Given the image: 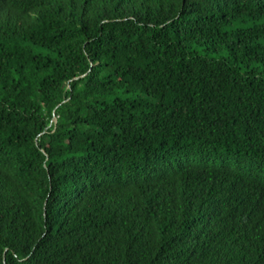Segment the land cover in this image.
Instances as JSON below:
<instances>
[{"label": "trees", "instance_id": "1", "mask_svg": "<svg viewBox=\"0 0 264 264\" xmlns=\"http://www.w3.org/2000/svg\"><path fill=\"white\" fill-rule=\"evenodd\" d=\"M0 264H264V0H0Z\"/></svg>", "mask_w": 264, "mask_h": 264}]
</instances>
